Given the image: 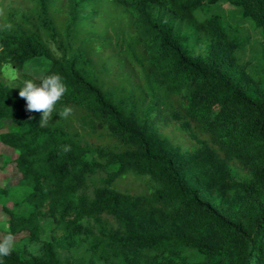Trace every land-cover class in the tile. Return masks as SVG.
I'll return each instance as SVG.
<instances>
[{
    "label": "trees",
    "instance_id": "obj_1",
    "mask_svg": "<svg viewBox=\"0 0 264 264\" xmlns=\"http://www.w3.org/2000/svg\"><path fill=\"white\" fill-rule=\"evenodd\" d=\"M31 2L0 4V72L44 58L66 93L44 121L0 81V236L26 233L2 264H264V0Z\"/></svg>",
    "mask_w": 264,
    "mask_h": 264
},
{
    "label": "rangeland",
    "instance_id": "obj_2",
    "mask_svg": "<svg viewBox=\"0 0 264 264\" xmlns=\"http://www.w3.org/2000/svg\"><path fill=\"white\" fill-rule=\"evenodd\" d=\"M0 4L3 5L5 8V12L9 11L10 8H19L21 10H26L29 7L32 6L31 0H0ZM222 7L226 10L230 9V6L226 2H220ZM50 62L44 58H38L33 59L26 63L23 69V73L30 76L31 78H36L39 76H42L45 74V72L50 67ZM0 81L3 83H6L9 86L15 87L19 85L20 82H23L22 76L18 73V71L11 65L6 64L2 71L0 72ZM166 134L179 142L184 147H189L191 149V143L187 140L185 136L180 132V129L178 126H170L165 129ZM87 142L98 144L100 142V139H98V136L95 137H87ZM15 157V153L3 146L0 143V187L2 188H12L11 186H15L18 184V175L16 171H13L9 165L6 164V161L10 158ZM96 184H100V181L97 179L93 185H91V189L94 188ZM115 188L122 192V193H129L133 195H139L142 194L145 191V186L143 183V180L139 177H136L132 174H128L126 176H123L119 178L115 183ZM26 193V190L24 188H16L12 190V193L10 194V198H8L7 207L14 209L18 213L23 212L24 210H28L30 206L28 204H25L21 202L22 196ZM4 198L0 196V226L3 229L7 228L9 217L6 214L4 210V204H5ZM43 225L45 226L46 230H48L45 237L50 236V231L52 228V225L50 224V220L43 219L42 220ZM26 236V233L18 234L14 236V244L18 245L21 244V240L23 237ZM65 247L67 250H72L73 246L71 243L64 242ZM34 250L37 249L36 246L32 247Z\"/></svg>",
    "mask_w": 264,
    "mask_h": 264
},
{
    "label": "clouds",
    "instance_id": "obj_3",
    "mask_svg": "<svg viewBox=\"0 0 264 264\" xmlns=\"http://www.w3.org/2000/svg\"><path fill=\"white\" fill-rule=\"evenodd\" d=\"M13 88L18 89V96L25 101L26 111L40 113V119L47 121L54 113L57 102L66 93V85L63 78L57 73H50L36 78L23 80L22 84ZM69 109L65 108L59 116L67 115ZM68 151V146H64ZM14 236L6 233L0 236V258L7 257L13 251ZM2 264V259H0Z\"/></svg>",
    "mask_w": 264,
    "mask_h": 264
}]
</instances>
